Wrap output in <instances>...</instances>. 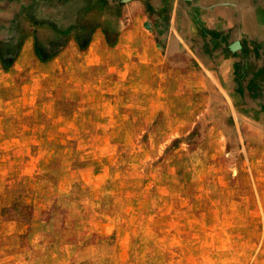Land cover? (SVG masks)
Listing matches in <instances>:
<instances>
[{"label":"rangeland","instance_id":"374dc122","mask_svg":"<svg viewBox=\"0 0 264 264\" xmlns=\"http://www.w3.org/2000/svg\"><path fill=\"white\" fill-rule=\"evenodd\" d=\"M0 264H264V0H0Z\"/></svg>","mask_w":264,"mask_h":264},{"label":"crops","instance_id":"0c3cea01","mask_svg":"<svg viewBox=\"0 0 264 264\" xmlns=\"http://www.w3.org/2000/svg\"><path fill=\"white\" fill-rule=\"evenodd\" d=\"M140 2L141 1H137V3L136 4H134L135 5V9L138 11V9H139V5H140ZM140 10V9H139ZM218 28H220V29H225V27H223L222 25H220V26H218ZM226 68V61H222L221 63H220V65H219V67H218V69H217V71H224V69ZM212 71H216L215 69H212ZM216 71V72H217Z\"/></svg>","mask_w":264,"mask_h":264},{"label":"water","instance_id":"95a60500","mask_svg":"<svg viewBox=\"0 0 264 264\" xmlns=\"http://www.w3.org/2000/svg\"><path fill=\"white\" fill-rule=\"evenodd\" d=\"M240 48H241V44H240L239 41L234 42V43L230 46V49H231L232 51H236V50H238V49H240Z\"/></svg>","mask_w":264,"mask_h":264},{"label":"trees","instance_id":"16d2710c","mask_svg":"<svg viewBox=\"0 0 264 264\" xmlns=\"http://www.w3.org/2000/svg\"><path fill=\"white\" fill-rule=\"evenodd\" d=\"M4 65H6V64H4Z\"/></svg>","mask_w":264,"mask_h":264}]
</instances>
